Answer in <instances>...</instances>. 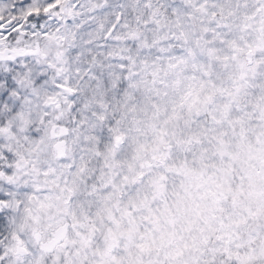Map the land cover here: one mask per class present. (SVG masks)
Wrapping results in <instances>:
<instances>
[{
	"label": "snow or ice",
	"instance_id": "6c2138e0",
	"mask_svg": "<svg viewBox=\"0 0 264 264\" xmlns=\"http://www.w3.org/2000/svg\"><path fill=\"white\" fill-rule=\"evenodd\" d=\"M0 264H264V0H0Z\"/></svg>",
	"mask_w": 264,
	"mask_h": 264
}]
</instances>
